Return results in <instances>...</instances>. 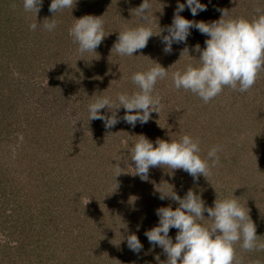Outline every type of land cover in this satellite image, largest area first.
Listing matches in <instances>:
<instances>
[{
	"label": "rangeland",
	"instance_id": "obj_1",
	"mask_svg": "<svg viewBox=\"0 0 264 264\" xmlns=\"http://www.w3.org/2000/svg\"><path fill=\"white\" fill-rule=\"evenodd\" d=\"M7 2V8L9 5L18 9L16 21L25 19L28 26L23 31L15 25L12 27L16 44L10 41L6 45L0 43V110L12 108L9 105L16 102L23 105V115L27 111L32 113L43 109L46 117L52 116L53 120L45 119L42 124L30 121L28 125L22 118L25 124L23 131L18 133L14 126L8 129L4 121H0V176H5L4 184H11L13 197L8 203L16 206L12 205L15 202L14 191L18 194L24 191L27 198L23 202L26 206L18 210L20 216H11L12 209L7 206L0 217V264H25L24 261L30 259L33 261L29 264H165L163 251L159 247L153 249L144 233L158 223L157 208L178 206L170 199L158 198L156 187L167 190L170 188L167 183L173 185L181 197L190 188L193 189L202 195L209 207L213 206L216 198H231L233 194L249 211L259 241L264 243V69L259 71L255 84L246 92L225 87L219 95L205 103L189 91L177 90L170 79L173 71L182 70L189 62L198 63L199 53L194 51V47L199 44L203 48L207 39L199 31L192 29L186 43H174L171 53L163 51L161 37L155 35L144 49L136 52L137 57L119 56L111 51L118 32L136 26L137 19L132 10L142 0H76L71 10L64 9L54 14L49 11L51 0H43L37 16L34 12L30 15L24 13L20 1ZM200 2L207 5L206 11L193 17L185 8L180 15L189 20L211 22L218 20L222 11L228 13L226 18H245L249 21L264 14V0ZM151 5L150 11L154 12L151 26L155 34L158 26L166 28L171 24L177 0H151ZM84 15L102 16L106 36L95 52L81 54L68 30L74 19ZM51 18L57 21V27L49 32L43 24L45 19ZM1 23L0 32L4 31ZM32 23L38 25L34 31L29 27ZM40 34L42 36L37 42L36 37ZM32 47L38 49L35 56ZM185 47L189 49L191 58L182 52ZM154 61L168 68L169 77L158 80L155 85L154 92L160 97L161 106L146 124L137 122L132 127L121 120L114 127L105 128L103 121L89 120L85 116L89 115L88 104L97 95L115 99L121 85L130 87L128 82L133 72L147 70ZM63 103H66V111L59 112ZM68 111L75 113V118L79 120L77 123L87 127V136L96 145L94 151L87 149L80 155L91 159L89 155L95 153L92 166L98 167L100 162L106 168L94 180L88 178L86 182L89 185L85 179L67 181L68 174H71L69 170L74 176L79 174L83 178L96 168L80 172L76 165L79 160H65L68 155L65 143L56 145L53 143L54 136L49 134L54 129L49 125L56 120H65L63 116ZM101 112L111 115L108 109ZM57 113L60 119L55 118ZM118 115H124L122 108ZM36 127L40 131L39 137L31 142L29 140L33 138ZM138 133L147 135L146 138L154 146L158 138L178 140L187 134L199 142L201 158L207 157L211 147L218 146L219 163L211 168L206 178L201 175L195 182L185 171L169 170L163 166L150 168L148 180L142 181L133 175L134 163L127 159L129 148L124 146H131L138 140ZM37 141L43 147L37 154H32V146ZM20 144L24 145L23 152L27 156L22 159L12 157L11 153L22 151ZM96 151H102L104 157L96 155ZM118 155L122 159L114 160L118 159ZM116 164L122 168V173L114 180ZM34 171L43 175L40 186L34 176L28 177V173ZM22 184L25 188H21ZM0 201L4 202L2 192ZM204 216L202 223L207 226L211 221L207 213ZM15 222L17 224L13 225ZM54 224L56 229V226L51 227ZM176 231L170 229L169 235L173 240ZM130 233H135L143 244L139 254L127 247L126 237ZM21 240L23 247L19 252L16 246ZM40 243L45 257L42 263L38 262V256L35 257ZM61 243L67 250L64 254H59ZM7 245L11 248H6ZM30 249L35 251L33 258L27 254ZM234 249L235 264H264V250L248 251L239 242Z\"/></svg>",
	"mask_w": 264,
	"mask_h": 264
},
{
	"label": "clouds",
	"instance_id": "obj_2",
	"mask_svg": "<svg viewBox=\"0 0 264 264\" xmlns=\"http://www.w3.org/2000/svg\"><path fill=\"white\" fill-rule=\"evenodd\" d=\"M75 3L76 0H51L49 11L54 14L64 9L71 10ZM42 5L43 0H23L24 10L34 12L36 16ZM151 6V0H142L132 10L137 19L136 26L118 32L111 51L114 50L119 56H137L134 53L144 49L155 35L161 37L163 51L171 53L172 45L186 43L191 30L195 29L207 39L203 48L199 44L194 47V51L199 53L197 64L189 62L182 70L171 73L170 79L177 90L189 91L207 103L225 87L246 92L255 84L259 71L264 69V14L249 21L245 18H226L228 13L222 11L218 20L194 21L184 18L180 13L187 8L195 17L206 11L207 5L200 0H184L183 3L177 0L171 24L166 28L157 25L158 31L154 34L151 26L154 12L150 11ZM45 21V30L51 32L57 27L56 20L51 18ZM104 23L102 16L84 15L74 19L68 31L78 46V52H95L106 36ZM37 26V23H32L29 27L34 31ZM182 52L192 57L187 47ZM167 77L168 68L154 61L147 70L132 74L131 81L137 91L117 93L115 99L97 95L88 104V119L103 121L105 128H112L121 120L132 127L137 122L146 124L152 119V113H158L161 106L160 97L153 95L155 85L158 80ZM121 108L124 109L122 117L118 115ZM102 109H108L111 115L104 114ZM139 137L131 144L127 159L134 163L133 175L142 181L148 180L150 168L163 166L169 170H183L195 182L201 175L206 178L211 168L219 163L218 146L211 147L207 157L201 158L199 142L187 134L178 140L158 138L155 146L145 136ZM121 159L118 155V159L114 160ZM115 167L117 172L114 180L122 173L119 164ZM167 184L170 185L167 190L156 187L158 198L170 199L178 206L157 208L155 214L158 223L144 233L153 249L159 247L163 251L165 264H235L234 245L238 242L248 251L264 250V243L259 241L249 211L241 206L233 194L231 198H216L213 206L209 207L202 195L193 189L190 188L181 197L173 185ZM204 213L211 221L207 226L202 223ZM170 229L177 230L174 240L169 235ZM126 244L133 253L139 254L143 250V244L135 233L127 235Z\"/></svg>",
	"mask_w": 264,
	"mask_h": 264
},
{
	"label": "trees",
	"instance_id": "obj_3",
	"mask_svg": "<svg viewBox=\"0 0 264 264\" xmlns=\"http://www.w3.org/2000/svg\"><path fill=\"white\" fill-rule=\"evenodd\" d=\"M7 1L8 0H0V4H1V6H0V21L2 22L1 23V28H2V30H4V31L0 32V35L2 36V40H0L1 41L0 43L1 44H5V45H6V42H9V41L11 43L14 42V44H16L15 41H14V40H16L15 37H14V33H12V31H11V29H12V27L14 25H15L16 28H19L21 31H23L25 29V27L28 26V25H25L27 23L25 19H23V20H21L19 22L16 21L17 20V16L15 15V13L18 12V9L17 8L14 9L13 7H9V5H8V8H7L6 7V4L8 3ZM16 1H20L21 4H22V7H23V0H16ZM22 11H24V13H27L28 15H30V13H31V12H26L24 10V8L22 9ZM15 22L18 25L15 24ZM13 29H15V28H13ZM66 35H68V34H65V36ZM41 36H42L41 34H40V36L37 35V37H36L37 42H39V39H40ZM55 38H56V36L53 39L55 40ZM60 38L62 40V35H61ZM31 50H33L32 54L35 56V54H36L35 50H38L37 47H32ZM134 55H136V53H134ZM133 57H137V56H133ZM134 60H135V62H137V58H134ZM136 72H138V71H136ZM131 84H133V83L131 81H129L128 82V86H130L129 88H125V85L124 86L121 85L120 86L121 89L119 88L120 89L119 93L120 92L131 93L133 91H137L138 90L137 87L134 86V85H132V87H131ZM153 95L156 96L154 91H153ZM44 105H46V104H44ZM63 105L64 106L60 107L59 112H61V110H65V108H67L66 107V103H63ZM9 106L12 107V108L8 107L6 110L5 109L0 110V121H4L5 125L8 126V129H11V126H14L16 128V130H17L16 131L17 133L19 131H23V125L25 124V122L28 125L31 122H33V121H36L37 124H42L45 121V119H47V120H49V119L51 120L52 119V116L46 117L47 116V115H45L46 111L43 110V109H40V111L39 110H35L32 113H29V111H27L26 114L23 115V110H24L23 108L24 107H22L23 105L21 103L18 104L16 102H13ZM122 110H124V109L122 108ZM17 111H19V112H17ZM57 112H58V110H57ZM54 113H53V115H54ZM73 114H72V112L68 111L63 116L65 120H63L61 122H58V120H56L53 125H49V126H53V128H54V129H52V131L49 134L50 135L52 134V136H54L53 137V143H55L56 145L58 144L59 146H62L65 143V150L67 149L65 152H66V154H68L67 157L65 158V160H67L68 158H69V162H71V161L76 162V161L79 160V163H77L76 165L78 166V169H79L80 172L86 171L87 168H96V169H93V171L87 172V174L83 178H82V176H79V174H76L74 176L73 171L69 170V172L72 175L68 174V177H67L68 180L67 181H72V180H75V179L76 180L85 179V182H86V180L88 178H90L91 180H94V178L99 176V174L103 173L106 168L100 162L98 163V167L97 166H92L93 165V164H91L92 161H95V160H93V158H95L94 157L95 153L89 155V157H91V159L90 158H85V157L80 155V154H84L85 152H87V149H89L90 151H94L96 149L94 146H96V145H94L89 140V138L87 136V131H88L87 127L85 125H83V124L77 123V122H79V120H78V118H75V116H76L75 113H73ZM153 114H155V113H152V115ZM34 115H37V116H34ZM80 116H84V115L80 114ZM85 116L87 117L89 115H85ZM22 118H25V120H26L24 123L22 121ZM55 118L60 119L61 116L57 113L55 115ZM68 122H74V123H68ZM33 123H35V122H33ZM38 130H39V128L36 127L35 128V134H34L33 138L30 139L29 141L34 142L33 140H36L37 137H39L40 131H38ZM102 136H104V132H103ZM138 136H139V133L136 135V137H138ZM144 136L146 137L147 135L144 134ZM95 138H97V137H95ZM124 146L126 148H130L129 144L124 145ZM124 146L122 147V149L124 148ZM20 147L22 148V151H19L18 153H11L12 157L17 158V156H18V157H21L20 159H22L25 156H27V154L23 152L24 145L22 146V144H20ZM41 147H43V144H41L40 141H37L36 144H33L32 150H31V152H33L32 154H34V153L37 154V152H39V150H41ZM114 147L116 148L117 146H114ZM101 150H102V148H101ZM97 154L100 155V157H102V158L104 157L102 151H96V155ZM66 166H68V164ZM75 169H76V167H75ZM34 173L33 172L28 173V177L29 176L30 177L34 176L37 185L41 184L43 175H41V174L37 175V171H34ZM4 178H5L4 175L0 176V181H1L0 182V192L3 193V198H4V202L0 201V217H1L2 213L5 211V209H7V206H10V204L8 203L9 199H10V201H11V198L13 199L11 184L10 185L4 184L3 180L4 181L6 180V178L5 179ZM62 179H61V182H62ZM30 182H31V180L27 181V185H29ZM58 182H60V180ZM86 183L89 185L88 182H86ZM21 188H25L24 184L21 185ZM9 191H11V192H9ZM79 192H81V190H79ZM13 195H15V202L13 201L12 205L16 204V206L15 205L14 206H10L11 209H12L10 214H11V216L16 217L17 215H19V216L21 215V213L18 210H22V206L23 205L26 206V203H23V202H24V200L26 201L27 198H26V196L24 194V191H22V190L19 191V194H18V192L14 191ZM16 207L21 208V209H17ZM39 208L42 209V207H40V206H39ZM10 218L12 220H17L16 218H12V217H10ZM17 221H19V220H17ZM16 222L14 224L13 223L12 224L15 225V224H17ZM52 223H56V222L52 221ZM56 224L58 225V223H56ZM3 225H5V224L3 223ZM54 226H56V225L54 224L51 227H54ZM4 228H5V226H4ZM56 228H57V226L55 227V229ZM51 235L53 236V234H50V236ZM22 241L23 240H21L19 242V244L16 246V251L21 252V249L23 247L22 246L23 245ZM61 246L62 247H61V249L59 251V254L66 253L67 250L63 246V243H61ZM6 248L10 249L11 247H9L7 245ZM29 248H31V246ZM6 251L4 253H6ZM36 253L37 254L35 256L34 249H30L27 252L28 256H30L31 258H33L32 256H35V257L38 256V258H39L38 262L42 263V259L45 258V257L43 258L42 243L38 244V247L36 248ZM32 261H33V259L25 260L24 263L25 264H29Z\"/></svg>",
	"mask_w": 264,
	"mask_h": 264
}]
</instances>
